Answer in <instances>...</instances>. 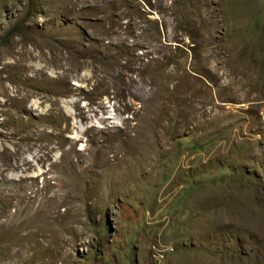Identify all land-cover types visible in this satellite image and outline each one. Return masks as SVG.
I'll return each instance as SVG.
<instances>
[{
    "label": "rangeland",
    "instance_id": "rangeland-1",
    "mask_svg": "<svg viewBox=\"0 0 264 264\" xmlns=\"http://www.w3.org/2000/svg\"><path fill=\"white\" fill-rule=\"evenodd\" d=\"M0 264H264V0H0Z\"/></svg>",
    "mask_w": 264,
    "mask_h": 264
},
{
    "label": "bare ground",
    "instance_id": "bare-ground-1",
    "mask_svg": "<svg viewBox=\"0 0 264 264\" xmlns=\"http://www.w3.org/2000/svg\"><path fill=\"white\" fill-rule=\"evenodd\" d=\"M52 215V214H51ZM52 217H54V216H52ZM55 218V217H54ZM262 218V217H261ZM62 220V219H61Z\"/></svg>",
    "mask_w": 264,
    "mask_h": 264
}]
</instances>
